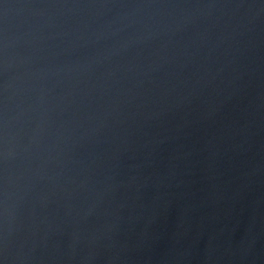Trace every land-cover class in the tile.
<instances>
[{
  "label": "water",
  "instance_id": "1",
  "mask_svg": "<svg viewBox=\"0 0 264 264\" xmlns=\"http://www.w3.org/2000/svg\"><path fill=\"white\" fill-rule=\"evenodd\" d=\"M0 264H264V0H0Z\"/></svg>",
  "mask_w": 264,
  "mask_h": 264
}]
</instances>
